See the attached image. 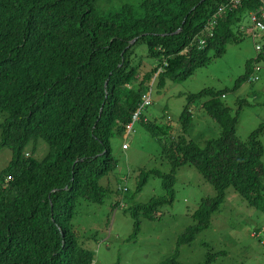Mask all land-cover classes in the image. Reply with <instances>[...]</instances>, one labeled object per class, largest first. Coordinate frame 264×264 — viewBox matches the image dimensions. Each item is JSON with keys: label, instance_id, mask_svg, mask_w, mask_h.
<instances>
[{"label": "trees", "instance_id": "trees-1", "mask_svg": "<svg viewBox=\"0 0 264 264\" xmlns=\"http://www.w3.org/2000/svg\"><path fill=\"white\" fill-rule=\"evenodd\" d=\"M98 2L0 0V147L11 152L0 170V264H92L93 253L78 243L71 220L79 201L101 203L111 192L99 182L116 166L110 139L126 130L145 94L142 85L191 76L239 41L243 14L262 5L240 0L216 15L226 0H139L110 10ZM211 18L215 24L208 27ZM260 42L262 60L264 33ZM137 44L157 64L134 87L129 55ZM222 95L212 89L188 95L177 136L170 126L144 122L153 135L169 134L160 140L169 171L141 170L137 188L152 175L161 178L164 193L134 206L135 232L139 210L154 219L161 204L172 202L175 173L184 165L194 166L216 194L201 199L178 244L208 227L228 187L264 213V122L241 140L238 111L232 115ZM203 96L201 106L220 134L200 147L185 135L189 104ZM37 139L49 147L42 159L23 153ZM158 264L183 263L173 254Z\"/></svg>", "mask_w": 264, "mask_h": 264}, {"label": "rangeland", "instance_id": "rangeland-1", "mask_svg": "<svg viewBox=\"0 0 264 264\" xmlns=\"http://www.w3.org/2000/svg\"><path fill=\"white\" fill-rule=\"evenodd\" d=\"M138 1L100 0L98 7L110 10L124 3L137 5ZM240 25L241 39L227 43L221 56L212 57L188 78L166 80L162 87L153 78L142 85L149 105L141 109V117L132 129L110 139L116 166L99 182L108 185L111 192L101 203L79 201L71 220L78 243L93 253L92 264H158L173 254L183 264H264V213L248 206L232 187L226 189L208 227L191 241L178 244L179 236L193 223L192 213L201 199L216 194L194 166L177 169L173 200L161 204L154 219H147L138 211L139 229L134 231V206L164 193L161 178L152 175L138 189L141 170L169 171L160 144L161 139H170L169 134L153 135L144 122L170 126V133L177 136L181 130L178 119L187 96L203 89L223 92L220 101L232 115L238 111L235 132L241 140L264 122V59H257L259 51L255 49L261 36L253 32L248 13L243 14ZM212 53L209 51V55ZM129 58L136 67L132 81L137 87L139 78L156 66L157 60L147 55L144 44H137ZM243 75L246 79L237 82ZM252 77L257 78L251 80ZM207 99L203 96L189 104L192 122L185 136L200 147L220 134L219 125L201 106ZM260 140L264 149V133ZM48 149L45 141L37 139L29 141L23 153L42 159ZM10 157V150L0 147V170Z\"/></svg>", "mask_w": 264, "mask_h": 264}, {"label": "built area", "instance_id": "built-area-1", "mask_svg": "<svg viewBox=\"0 0 264 264\" xmlns=\"http://www.w3.org/2000/svg\"><path fill=\"white\" fill-rule=\"evenodd\" d=\"M227 2L224 4H221L216 11V15H220L222 13L225 12V10L231 5V3H239L240 0H226ZM249 15V20L250 23L252 25V30L254 33L260 34V36L264 33V0H262V5L260 7H258L255 10L249 11L248 12ZM215 24V18H211L208 21V27H212ZM204 40H200L199 44H203ZM255 49L257 51L261 50V42H258L255 45ZM257 69L258 67L255 66ZM257 77H252L251 80H255ZM150 101H149V96L147 94H144L142 96V100L140 103L139 108L132 114V119L131 121L126 125V130H130L132 129V124L137 121L140 118V114H141V109L147 105H149ZM125 145H122V148H124Z\"/></svg>", "mask_w": 264, "mask_h": 264}]
</instances>
